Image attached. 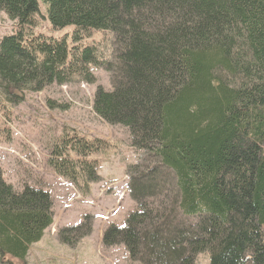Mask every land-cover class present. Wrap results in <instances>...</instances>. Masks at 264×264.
I'll list each match as a JSON object with an SVG mask.
<instances>
[{"label": "trees", "instance_id": "16d2710c", "mask_svg": "<svg viewBox=\"0 0 264 264\" xmlns=\"http://www.w3.org/2000/svg\"><path fill=\"white\" fill-rule=\"evenodd\" d=\"M40 1L54 38L32 29ZM17 22L0 39V95L20 103L28 92L77 80L94 83V67L111 75L99 86L94 113L128 129L144 153L128 167L135 203L124 226L103 232L107 247L123 245L140 264H264V0H0ZM96 31L112 35L111 54ZM64 132L48 160L73 184L98 180L93 153L108 148ZM51 194L17 192L0 166V263L26 264L30 247L53 226ZM90 215L58 230L74 245ZM86 226V227H85Z\"/></svg>", "mask_w": 264, "mask_h": 264}, {"label": "rangeland", "instance_id": "374dc122", "mask_svg": "<svg viewBox=\"0 0 264 264\" xmlns=\"http://www.w3.org/2000/svg\"><path fill=\"white\" fill-rule=\"evenodd\" d=\"M40 3L38 25L32 30L60 38L72 32V26L55 29L47 17L46 4ZM17 22L0 13V39L17 30ZM97 43L103 56H110L112 35L96 31L84 45ZM94 83L77 80L53 84L39 92H28L20 103H8L0 95V166L5 181L17 192L30 185L48 191L53 200L54 224L41 241L33 244L26 264H140L132 261L123 245L107 247L102 242L110 224L124 226L135 203L128 192V166L138 163L144 153L131 146L127 128L111 125L93 109L94 94L99 86L112 89L111 75L94 67ZM94 140L103 139L108 148L89 156L99 161L98 180L73 184L56 174L48 160L64 132ZM141 162V161H140ZM90 215V232L74 245L63 243L58 230L80 224ZM86 227V226H85ZM2 264H20L3 258ZM1 264V263H0ZM195 264H210L208 252L197 255Z\"/></svg>", "mask_w": 264, "mask_h": 264}]
</instances>
